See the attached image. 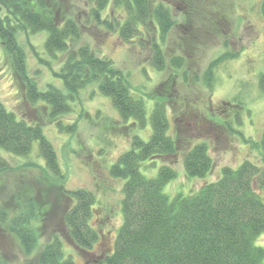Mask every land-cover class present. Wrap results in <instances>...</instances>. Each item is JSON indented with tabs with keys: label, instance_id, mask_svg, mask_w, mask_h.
Wrapping results in <instances>:
<instances>
[{
	"label": "rangeland",
	"instance_id": "obj_1",
	"mask_svg": "<svg viewBox=\"0 0 264 264\" xmlns=\"http://www.w3.org/2000/svg\"><path fill=\"white\" fill-rule=\"evenodd\" d=\"M168 1L155 2V5H165L174 21L163 45L165 60L161 69L154 67L150 59V33L142 41L139 38L133 43L122 42L117 34L98 30L90 22L81 28L79 38L70 44L69 50L55 57L45 54L47 32L17 33L25 52L27 74L40 90L51 83L64 91L52 70H58L68 52L82 45L98 57L111 59L128 83L139 90L137 94L142 95L147 112L144 124L123 120L110 98L98 91L96 83L77 92L70 112L51 117L49 108L26 100L24 86L15 79L0 44V100L17 117L41 125L56 153L61 172V176L51 173L36 141L26 156L0 150V259L3 263L41 264L38 254L53 236L62 240L64 256L70 255L76 264L95 260L92 253L85 256L80 252L63 230L62 215L70 204L63 194L65 190L85 189L95 196L90 223L101 237L94 249L98 252L100 248L112 247L122 221L120 202L124 180L112 177L110 167L130 149L134 135L144 141L148 139L151 134L148 116L155 101L170 105L169 133L177 130L181 139H190V146L205 143L212 160V167L203 178H187L180 155L144 162L142 169L148 175L153 174L150 167L155 166L156 172L160 165L174 162L176 177L164 187L170 197L178 191L190 193L216 181L223 168H236L246 159L260 164L254 143L259 142L264 129L262 0ZM63 4L70 5L68 14L85 23L88 8L83 0H63ZM187 4L196 9L190 22L183 13ZM209 15L216 18L214 25ZM39 56L45 60H38ZM177 57L182 63L179 69L169 63ZM259 192L264 198V189ZM30 201L39 215L33 226L35 248L28 253L10 231L9 224L22 210L26 211L23 206ZM256 244L264 248V233L258 236Z\"/></svg>",
	"mask_w": 264,
	"mask_h": 264
},
{
	"label": "trees",
	"instance_id": "obj_2",
	"mask_svg": "<svg viewBox=\"0 0 264 264\" xmlns=\"http://www.w3.org/2000/svg\"><path fill=\"white\" fill-rule=\"evenodd\" d=\"M83 2L88 11L85 23L81 24L78 17L68 14L70 5H64L63 0H0V44L14 77L24 86L26 100L49 108L51 117L70 112L77 92L96 83L98 91L110 98L123 120L144 124L146 104L142 95L137 94L139 90L128 83L111 59L96 56L86 45L68 52L61 67L52 70L65 92L51 83L40 90L29 78L25 52L17 38L19 31L47 32L45 54L55 57L67 52L70 44L79 38L81 28L90 22L98 30L117 34L122 42L133 43L139 38L142 41L150 33V59L157 69L163 67V45L174 27L165 5H155L156 0ZM184 10L187 16L184 18L190 22L196 9L187 4ZM260 12L264 18V0ZM209 16L214 25L216 18ZM37 59L45 60L40 56ZM169 63L175 69L182 65L179 57L170 59ZM169 106L165 101L153 103L148 116L151 126L148 139L144 141L134 135L130 149L110 167L112 177L124 180L120 202L122 221L112 247L100 248L98 252L94 249L101 237L90 223L96 199L85 189L63 191L70 201L61 220L66 236L85 256L93 254L95 260L89 264H263L264 248L256 240L264 233V198L259 192L264 189V129L259 142L254 143L260 164L246 159L236 168H223L216 181L190 193L178 191L170 197L164 187L176 177L174 162L160 165L156 172L155 166L150 167L153 172L150 175L142 169L144 162L180 155L185 176L203 178L210 171L212 160L205 143L190 146V139H181L177 130L169 133ZM35 141L48 169L60 175L56 153L41 125L17 117L0 100V150L26 156ZM23 207L27 214L22 210L11 220L9 229L26 252L31 253L36 244L33 226L39 213L32 201ZM62 245L58 236L51 237L40 250L38 261L76 264L70 255L64 256ZM0 264L5 263L0 259Z\"/></svg>",
	"mask_w": 264,
	"mask_h": 264
}]
</instances>
